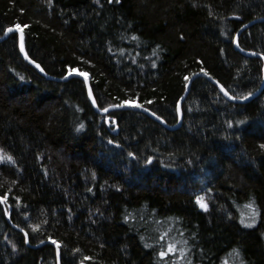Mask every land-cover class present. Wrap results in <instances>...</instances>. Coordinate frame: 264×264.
<instances>
[{"label":"trees","instance_id":"obj_1","mask_svg":"<svg viewBox=\"0 0 264 264\" xmlns=\"http://www.w3.org/2000/svg\"><path fill=\"white\" fill-rule=\"evenodd\" d=\"M259 19L238 46L264 56V0H0V37L21 28L47 74L85 73L98 109L173 127L197 73L237 98L260 89L264 61L234 43ZM181 109L174 129L101 114L83 79L42 76L9 33L0 264H264V87L238 104L198 76Z\"/></svg>","mask_w":264,"mask_h":264},{"label":"water","instance_id":"obj_2","mask_svg":"<svg viewBox=\"0 0 264 264\" xmlns=\"http://www.w3.org/2000/svg\"><path fill=\"white\" fill-rule=\"evenodd\" d=\"M260 20H263V19H259V20H254V21H251L249 23H247L246 25H244L240 31L237 33L236 37H235V40H234V43L237 47V49H239V51L245 55V56H248V57H258V58H261L263 61H264V56H262L261 54L259 53H256L254 51H246V50H243L241 48H239L238 46V39H239V35L240 33L245 29L247 28L248 26H250L251 24L257 22V21H260ZM9 29H11V31H9ZM11 32H17L18 35H19V46H20V50H21V54H22V57L27 61L29 62L33 67H35L40 73L42 76L48 78V79H53V80H65L67 79L68 77L70 76H78L80 77L81 79H83L85 82H86V85H87V90H88V95H89V98H90V101L92 103V105L94 106V108L99 111L101 114H106L108 112H110L111 110H116V109H128V108H134V109H137V110H141L143 112H145L146 114H148L149 116H151L153 119H155L156 121H158L159 123H161L162 125H164L165 127L169 128V129H174V128H177L181 125L182 123V120H183V113H182V109H181V105H182V102L184 100V98L186 97L188 91H189V88H190V85H191V82L193 79H195L196 77L198 76H204L206 78H208L213 84H215L220 93L230 102H233V103H238V104H243V103H247L249 102L250 100H252L253 98H255L258 94H260V92L262 91L263 87H264V80L262 82V85L260 87V89L254 93H252L251 96H246L247 99H240V98H237V97H234L232 96L227 90L226 88L221 84L219 83L218 81H216L215 79H213L212 77L208 76L207 74L203 73V72H200V73H197L195 75H193L191 77V79L189 80L188 84H187V88H186V91L184 93V95L182 96V98L180 99V102L178 104V114H179V123L176 125V126H169L166 124V122L160 118L158 115H153V112L150 111L149 109L147 108H144V107H141V106H133L131 104H124V105H113V106H110V107H107V111H104V110H100L98 109L97 107V104H96V101H95V98H94V95L92 93V89H91V86H90V80L88 78V76H83V75H80V71H75V72H72L70 73L69 75L65 76V77H62V78H58V77H54V76H51L49 74H47L45 72V70L43 69V67L35 61V63L33 62L34 60L31 59L25 52V49H24V34H23V31L21 28L19 27H10L8 28L4 34L0 37V41L5 39L9 33ZM21 44H23V48H21ZM37 65H39V67H37ZM43 69V71L41 70ZM90 90H91V94H90ZM227 93V94H225ZM16 227V226H14Z\"/></svg>","mask_w":264,"mask_h":264},{"label":"snow or ice","instance_id":"obj_3","mask_svg":"<svg viewBox=\"0 0 264 264\" xmlns=\"http://www.w3.org/2000/svg\"><path fill=\"white\" fill-rule=\"evenodd\" d=\"M97 2H99V0H97ZM9 31H11V29H9ZM21 48H23V44H21ZM34 63H35V61H33ZM37 67H39V65H37ZM42 71H43V69H41ZM76 70L75 69H73V68H70L69 69V72L71 73V72H75ZM202 71H203V69H202ZM80 75H83V76H86V74L85 73H80ZM185 79H187V77L185 78ZM90 94H91V90H90ZM225 94H227V93H225ZM249 96H251L252 95V93H249L248 94ZM240 99H247V97L246 96H241V97H239ZM125 103H127V101H125ZM138 107L139 106H142V105H137ZM104 111H107V109H103ZM153 115H155V113H153ZM81 127H83V125H81ZM262 147H264V145H262ZM0 152H2V150H0ZM5 159V157L3 156V155H0V161H2V160H4ZM6 159L9 161V162H13L14 163V160H13V158L11 157V156H7L6 157ZM93 175H95V173H93ZM3 199H6V197L5 198H3ZM197 199V203H199L200 204V206L202 207V208H204L205 210L207 209V204L203 201V197H197L196 198ZM248 207L249 208H253V205L252 204H249L248 205ZM258 213H256L255 212V209H253V214H252V217H251V222L250 223H246V226L247 227H251L254 223H255V216L257 215ZM241 223H245V221H241ZM53 243H56V241H53ZM166 253H161V256H163V255H165Z\"/></svg>","mask_w":264,"mask_h":264}]
</instances>
